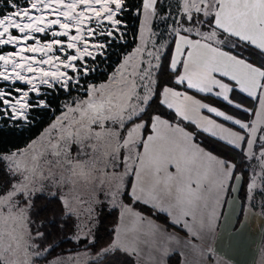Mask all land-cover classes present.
Returning <instances> with one entry per match:
<instances>
[{"label":"snow or ice","instance_id":"1","mask_svg":"<svg viewBox=\"0 0 264 264\" xmlns=\"http://www.w3.org/2000/svg\"><path fill=\"white\" fill-rule=\"evenodd\" d=\"M4 3L11 10L0 8V81L5 84L0 87V115L13 121L28 119L33 107L28 97L41 94L44 85L79 89L81 79L95 70L87 58L105 55L109 39H124L123 13L133 10L128 0ZM158 8L159 0H141L135 8L138 18L143 15L141 44L108 82L87 84L81 97L64 105L63 114L50 125L55 135L45 130L39 148L33 141L25 149L0 153V172L7 177L0 179V264H34L54 249V244L42 246L44 234H33L29 227L33 201L53 188L65 214L77 219L75 239L87 238L85 220L93 219L95 205L108 201L120 208L122 220L130 218V226L118 227L115 239L101 252L140 256L147 249L152 264H165V258L181 248H190L197 257L212 250L170 232L122 197L143 204L154 215H165L172 227L201 240L223 215L216 209L227 206L230 193L243 191L242 211L258 196L264 215V0H182L178 10L184 15L169 26L175 44L170 54L161 42L163 33L153 40L152 18L167 12L160 8L158 13ZM38 34L51 38L42 41ZM7 46L14 50L4 52ZM223 77L258 99L260 107L234 104L229 96L234 88ZM17 82L27 90L14 87ZM184 84L254 112L257 119L244 122L176 90ZM35 106L50 107L45 99ZM164 106L230 152L216 156L194 144L195 133L163 118L158 109ZM202 109L231 121L238 130L202 115ZM253 160L256 165L249 173L242 165ZM179 255V264H189L183 251ZM73 259L79 264V257L67 258ZM50 264H65V259Z\"/></svg>","mask_w":264,"mask_h":264},{"label":"trees","instance_id":"2","mask_svg":"<svg viewBox=\"0 0 264 264\" xmlns=\"http://www.w3.org/2000/svg\"><path fill=\"white\" fill-rule=\"evenodd\" d=\"M23 3V0H21ZM130 7L133 9L132 11H127L124 13L125 20V41L124 43H115L114 44V52H108L103 61H109L110 63L116 64L120 59L119 53L122 50H128L132 47L134 43V39L137 32L138 26V17L135 12V8L141 6V0H128ZM0 8L5 9V11H10L9 7H6L4 0H0ZM235 39V38H233ZM173 37L169 38V40L165 43V51L169 54L172 50ZM171 46L170 48L168 46ZM225 50H229L225 48ZM237 51H241L244 57H248V53L242 51L241 49H237ZM99 58V56H97ZM255 59V58H252ZM251 62V60H250ZM111 68L110 65H107V70L109 71ZM98 73V72H97ZM94 71L92 74L86 76V78L93 77ZM103 74V73H102ZM170 75V73H169ZM102 75V79H103ZM178 89H185L183 86H177ZM63 90L58 89L57 95H50L48 99L46 96H40V98L45 97L46 101L49 103L50 107L54 109V115L59 111V103L57 99L63 97ZM198 95L202 100L215 105L221 109L226 110L227 104L223 101L216 99L211 96L206 95ZM54 98V99H52ZM155 108L156 105L154 104ZM163 113V118L168 119L171 122L180 123L185 130L190 133H195L194 142L204 147L206 150L212 152L217 156H224V152H230V149H225L224 145L213 140L209 136L200 133L196 130L194 125L188 121H180L178 117H175L174 111L167 109L166 106L158 109ZM38 114L29 115L30 121L21 124L20 126H16L15 123L19 121L12 122V124L7 123L8 120L1 119L0 120V153H7L12 150H18L23 147L30 139L38 135L42 129L51 121L52 116H48L49 108H44L43 110H32ZM37 117V118H36ZM237 162H239V157H237ZM248 164L242 165V167H246ZM249 172V170H248ZM0 179L6 180L7 177L0 172ZM239 187V185H238ZM240 206L234 223L232 225L233 228H236L241 216H242V201L244 200L243 191L239 192L237 195ZM123 201L126 204H132L133 208L142 213L143 215L155 220L161 225L166 226L168 229H173L176 231H180L177 227H172L169 223L165 215H154L151 210L146 208L143 204L133 203L127 196L123 197ZM30 220L33 222L30 224V229L33 234L37 231L42 232L44 234L43 241L44 244L42 246H46L48 244H54L55 247L50 252L45 253L47 259H51L52 257L65 255L68 253L76 252L78 250H85L91 254H98L95 259L88 260L85 264H144L138 261L133 255L125 254L122 252L103 254L100 250L107 247L113 238V233L115 229V225L118 220L119 211L115 207L107 208L103 207L101 209L100 214V222L98 224L96 235L91 242H86L83 239L72 240L69 235L73 230V217H68L65 214V210L62 207V202L58 199L53 193L46 192L44 195H37V198L33 201V208L29 213ZM100 251V252H99ZM166 264H178L179 255L174 252L170 256L166 257Z\"/></svg>","mask_w":264,"mask_h":264},{"label":"rangeland","instance_id":"3","mask_svg":"<svg viewBox=\"0 0 264 264\" xmlns=\"http://www.w3.org/2000/svg\"><path fill=\"white\" fill-rule=\"evenodd\" d=\"M181 6H182V0H159V8L157 9V12L159 13L160 8L166 9L167 12H165L163 14H160V15L153 16L152 24L150 25V27L152 28V31L155 33V36L153 37V40H155L156 37H160L161 33H163V36L161 38V42L164 43V44L169 40V38L173 37V36H171L169 34V31H170L169 26H174L173 25V19L184 15L181 11L178 10ZM126 11H127V9H125V12ZM124 13H123V17L125 15ZM169 13H170V15H169ZM142 18H143V15L141 13L140 17L138 18V26H137V32H136V36H135V39H134V43H133V45H132V47L130 49L122 50L119 53L120 59H119L118 63L112 65V63H110L109 61L105 62V61H103V59H104L105 55L108 52H114V50H115L114 49V44L115 43H117V42L124 43L125 39L116 40L115 42H112L109 39L107 42L109 43L110 46L106 49L105 55H100L99 58H97V56H96L95 60H93L92 57H88L87 58V63L89 64V66L95 69L93 77H91V78L83 77L81 79L79 89L73 88L71 90V92L63 90L64 94H66V95H64L63 97L57 99V101L59 103V107H58L59 111L54 115V109L49 107L48 116H52L53 117L51 119V121L42 129V131L38 135H36L32 139H30L23 147H21L19 149L22 150V149L27 148V146L30 145L33 141H37L35 147L39 148L40 147V140L42 138V134H45V130H48V132L51 133L52 135L56 134L55 132H53L51 130L50 125H52L56 121L57 117H60L63 114V112L65 110L64 109V105L66 103L70 102L74 98L81 97L83 95V89L86 87L87 84H97V85H99L101 83L108 82L109 77L113 73H116L117 69L119 68V66L124 62V58L127 55H129L130 53H132L133 50L136 49L137 46H139L141 44L140 22H141ZM125 26H126V24H125ZM125 26H124V28H125ZM124 28H122V31L125 33V29ZM45 39L48 40L50 38L48 36V37H45ZM101 42H104V41L101 40ZM30 43H31V41H30ZM150 44H151V42H150ZM150 44H149V46H150ZM157 46H159V45H157ZM11 50H14V48L12 46H7V47H5L3 49L4 52L11 51ZM144 59H147V57L144 56ZM152 62L154 64L156 63L155 60H153ZM107 65L111 66L109 71L107 70ZM92 73H93V71L90 72V74H92ZM102 75L104 76L103 79H102ZM3 86H5L4 82L0 81V87H3ZM14 87H20L23 90H27V87L24 84L19 83V82H17L14 85ZM58 89L59 88L48 89L47 86L44 85V86L41 87V94H39V95L30 94V96L28 97V101H29V103L31 105H33V107L28 112V119L27 120H23V119L16 120V121H19V122L15 123V125L16 126H20L21 124L30 121L29 115L33 116L34 113L38 114V113H36V112H34L32 110L36 109V110L40 111V110H43L45 108V107H36L35 106L40 99H45L46 100L45 97L40 98V96H46L47 99H48V96H50L52 94L53 95H57L58 94ZM52 99H54V98H52ZM2 118L8 120L7 123H9V124H12V122H16V121H13L11 119H8L4 115H0V120ZM12 151H15V150H12ZM12 151H9V152H12ZM247 164H248L247 166H248V170H249V173H250L252 171V166L256 165V161L253 160V161H251L250 163H247ZM258 170L259 169H257V171ZM54 192H55V189L53 188L52 192H50V193H54ZM61 194H64V193H61ZM101 199L103 200V197H101ZM122 199H123V197H122ZM229 200L230 199H228V204H229ZM258 204H259V197L257 196L256 200L252 202L251 206L244 205V208H248V209L252 210L254 212V214H256L258 216L260 215L261 217L259 219H256L257 216H253V218L256 221L255 224H257V227L255 228L257 231L254 232V235L251 232H249L248 228H246V227H248V225L246 227H245V225L242 226L241 231H240L239 246L244 245V248L246 249V250L245 249L243 250L244 251V255L243 256H246L248 254V250H251V248L255 247L254 254L257 251H258V254H257V257L255 256V258H253V260L255 261L254 264H264V251H262V249H264V215L261 214V210L258 207ZM103 207L111 208V207H114V206H112L108 201H104L103 203H100V204H97V205L94 206V211L92 213L93 219L90 222L85 220V223L87 224L88 230H90V234L87 236V238H83L82 237L81 239L85 240L86 242L93 241V239H94V237L96 235L98 224L100 222L101 209ZM115 208L118 209V211H119L118 218H120L121 217V210H120V208L118 206H116ZM72 217H73V221H74L73 230H72L71 234L69 235V237L72 240L76 241L77 239H75L74 237L77 235L76 230H75V224L77 223V219H76L75 216H72ZM222 220H223V218L220 217V223L222 222ZM261 227H262V230H261ZM259 236H260V240H259V243L257 245V241H258ZM187 237H188L187 240H191L190 238H192L191 241H192L193 244H200L193 237H191L189 235ZM253 238L255 239V246H253V241H254ZM256 246H257V248H256ZM83 253H87V255L86 256L85 255H81ZM233 254H234V252L229 254V255L232 256ZM249 254H251V251H249ZM97 255H98L97 253L96 254H91V253H88L85 250H78L76 252L68 253V254H65V255L63 254V255L52 257L51 259H47L46 261L44 260V258H40L38 260H35L34 264H50V262L54 261L58 257H63L65 259V264H78V261L76 259H73L72 261H68L67 258L68 257H74V258L75 257H79V264H85L88 260L95 259L97 257ZM140 262L144 263L142 261H140ZM144 264H147V262L144 263Z\"/></svg>","mask_w":264,"mask_h":264},{"label":"crops","instance_id":"4","mask_svg":"<svg viewBox=\"0 0 264 264\" xmlns=\"http://www.w3.org/2000/svg\"><path fill=\"white\" fill-rule=\"evenodd\" d=\"M173 40H174V38H173ZM174 50H175V44L172 43L171 52H174ZM180 72L183 73L182 67H180ZM217 75H218V78H220L219 74H217ZM222 79L224 80V82L230 83V85H232L234 88V90L231 93H229V96L233 100L234 104L239 103L242 106V108L258 109L260 107L258 99L251 98L248 96V94L246 92L241 91L239 85L236 84L235 81H231L229 77H223ZM180 86H183L185 89L176 88L177 91L187 92L188 95H191L196 99H201L198 95H196V94H200V95L211 96V97H214L216 99L223 101L222 98L216 97L214 94L199 93L195 89H187L186 84L180 85ZM214 91H218V89H215ZM202 102H206V101L202 100ZM223 102L226 103L225 101H223ZM206 103H208V102H206ZM210 105L215 106L212 104H210ZM227 106L228 107L226 110L221 109L217 106H215V107L219 108L222 111H225L226 114L233 115L234 118L241 119L244 122H248V121L257 119L254 112H247L246 113V112L242 111V108L238 109V108H235L233 105H228V104H227ZM172 111H174V110H172ZM201 113H202V115H207V116H210V118H212V119H216L217 123H223L225 127L232 128L234 131L238 130V126H234L231 121L225 122L223 120V118H217V117H215L214 114H209L206 109H202ZM172 123L175 124V122H172ZM194 127L200 133H203V134L209 136L210 138H212L213 140L219 142L216 138L212 137L210 134L204 133L201 130H199L196 127V125H194ZM193 143L198 145L200 148L206 150L204 147L200 146L199 144L195 143L194 141H193ZM219 143L223 144L222 142H219ZM206 151H208V150H206ZM208 152H210V151H208ZM233 187L238 188V183L233 184ZM228 199H230V200H229V204H227L226 207H223V208L217 207V209H216L217 213L219 214L222 212L223 215L222 216L218 215L217 219L214 222V227L211 230H205V232L202 234L203 239L201 240L200 238L193 237L197 242H199L203 246V248H205V249L211 248L212 251L210 254L206 253L204 257H197L191 251L190 248L177 249L176 253H178V255H179L180 251H183L185 253V256H186L189 264H197L198 260H199L200 264H254L255 261L253 260V258H255V256L257 257L258 251L254 254L255 247H253V248L250 247L251 250H248V254L246 256H243L244 255L243 250L245 248H244V245L239 246L240 231H241L242 226L245 225V227H246L248 225V227H246V228H248L249 232H251L254 235V232L257 231L255 229L257 227V224H255L256 221L253 218V216H257L256 219H259L261 216L254 214V212L248 208H244V210L242 212L241 219H240L237 227L233 228L232 225H233L234 220L236 218V215L238 213L240 203H239V200H238L236 194L230 193L228 196ZM211 207H212V197L209 196V209H208L209 211L211 210ZM220 217L223 218L221 223H220ZM205 220L207 221V211L205 212ZM158 224H160V223H158ZM125 226H130V218L125 217L123 220L121 219V217L118 218V221L115 225L112 240H114L116 237V229L118 227L124 228ZM177 228L180 231H176L173 229H169V231L175 232L179 237L187 240V238H188L187 237L188 236L187 231L181 229L180 227H177ZM261 230H262V227H261ZM190 239L192 240V238H190ZM259 240H260V236L258 238L257 245L259 243ZM253 246H255V239L253 241ZM170 247L175 248V245H170ZM256 248H257V246H256ZM249 251H251V254H249ZM233 252H234V254L232 256H230L229 254H231ZM133 256H135V258L139 261H142L144 263L147 262V264H152V262L148 258L147 249H145L141 253L140 256H136V255H133ZM180 259H181V257L179 255V261H180ZM165 260H166V258H165ZM165 264H166V261H165ZM178 264H179V262H178Z\"/></svg>","mask_w":264,"mask_h":264},{"label":"bare ground","instance_id":"5","mask_svg":"<svg viewBox=\"0 0 264 264\" xmlns=\"http://www.w3.org/2000/svg\"><path fill=\"white\" fill-rule=\"evenodd\" d=\"M39 35V37L41 38V40H47V39H45V37H48V36H44L43 34H38ZM49 38H51L50 37V34H49ZM19 83H22L23 84V82H19Z\"/></svg>","mask_w":264,"mask_h":264}]
</instances>
